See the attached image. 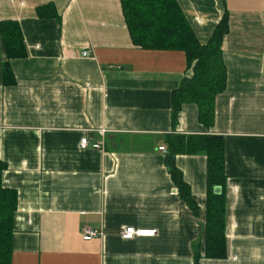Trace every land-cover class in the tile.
Listing matches in <instances>:
<instances>
[{
	"label": "crops",
	"instance_id": "1",
	"mask_svg": "<svg viewBox=\"0 0 264 264\" xmlns=\"http://www.w3.org/2000/svg\"><path fill=\"white\" fill-rule=\"evenodd\" d=\"M177 2L201 43L228 15L226 88L209 129L194 104L172 125L185 56L135 46L119 0H0V21L19 23L27 51L7 61L0 40L2 183L17 192L11 264H195V250L197 264H264V0ZM168 133L223 137V258L201 252L206 157L175 156L195 215L159 149ZM86 135L103 148L81 149ZM125 227L155 233L123 239ZM84 228L102 235L84 239Z\"/></svg>",
	"mask_w": 264,
	"mask_h": 264
},
{
	"label": "trees",
	"instance_id": "2",
	"mask_svg": "<svg viewBox=\"0 0 264 264\" xmlns=\"http://www.w3.org/2000/svg\"><path fill=\"white\" fill-rule=\"evenodd\" d=\"M124 21L135 46L143 49L178 50L186 59L185 76L171 92V122L174 126L184 104L197 107L198 122L209 129L215 120V100L226 88V67L222 55V41L228 32V15L224 13L208 41L201 43L189 25L177 0H119ZM46 7V6H45ZM43 8V7H42ZM41 8H39L40 10ZM0 40L8 60L27 55L21 27L16 20L0 21ZM4 83L14 84L11 69H5ZM165 164L179 195L197 215L198 206L189 185L175 165L176 155L206 157V202L203 224L202 256H226L225 235V148L223 137L211 134L164 135ZM6 164L0 162V264H11L13 221L17 207V192L3 186L2 174ZM220 187L219 193L214 192ZM200 251L195 250V264Z\"/></svg>",
	"mask_w": 264,
	"mask_h": 264
},
{
	"label": "built area",
	"instance_id": "3",
	"mask_svg": "<svg viewBox=\"0 0 264 264\" xmlns=\"http://www.w3.org/2000/svg\"><path fill=\"white\" fill-rule=\"evenodd\" d=\"M81 55L84 57L89 56L88 50L81 51ZM103 130H100L102 132ZM79 146L81 149H85L88 146L94 149L103 148L102 141H91L89 136H84L80 139ZM160 150H165L164 147H159ZM155 230H144V229H134V227H125L119 231V235L123 239H131L134 236L142 237V236H153ZM82 235L84 239H90L92 237L101 236L102 232L97 229L84 228L82 231Z\"/></svg>",
	"mask_w": 264,
	"mask_h": 264
},
{
	"label": "water",
	"instance_id": "4",
	"mask_svg": "<svg viewBox=\"0 0 264 264\" xmlns=\"http://www.w3.org/2000/svg\"><path fill=\"white\" fill-rule=\"evenodd\" d=\"M4 68L5 69H8L9 68V63L8 62H5L4 63ZM214 192L219 193L220 192V187H215L214 188Z\"/></svg>",
	"mask_w": 264,
	"mask_h": 264
}]
</instances>
